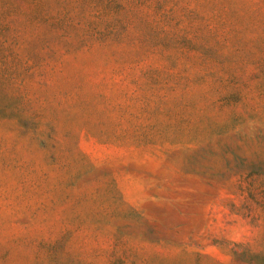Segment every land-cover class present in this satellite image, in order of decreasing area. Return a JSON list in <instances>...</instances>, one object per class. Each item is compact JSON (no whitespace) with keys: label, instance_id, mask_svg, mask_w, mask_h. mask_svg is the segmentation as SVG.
Listing matches in <instances>:
<instances>
[{"label":"rangeland","instance_id":"rangeland-1","mask_svg":"<svg viewBox=\"0 0 264 264\" xmlns=\"http://www.w3.org/2000/svg\"><path fill=\"white\" fill-rule=\"evenodd\" d=\"M0 264H264V0H0Z\"/></svg>","mask_w":264,"mask_h":264}]
</instances>
